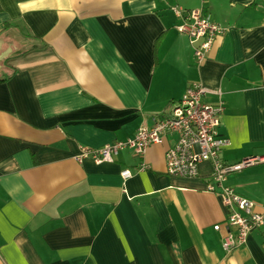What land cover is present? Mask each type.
Returning a JSON list of instances; mask_svg holds the SVG:
<instances>
[{"label":"crops","instance_id":"1","mask_svg":"<svg viewBox=\"0 0 264 264\" xmlns=\"http://www.w3.org/2000/svg\"><path fill=\"white\" fill-rule=\"evenodd\" d=\"M0 6V264H264V225L224 251L227 210L206 191L210 163L198 178L168 175L177 134L144 156L76 159L153 127L194 84L206 103L224 102L219 131L231 143L221 159L264 158V0ZM174 8L226 28L203 62ZM226 185L261 209L264 163Z\"/></svg>","mask_w":264,"mask_h":264},{"label":"built area","instance_id":"2","mask_svg":"<svg viewBox=\"0 0 264 264\" xmlns=\"http://www.w3.org/2000/svg\"><path fill=\"white\" fill-rule=\"evenodd\" d=\"M174 12L181 19L178 31L188 36L196 60L203 62L216 38L226 28L214 22L203 10L174 8ZM207 92L200 84L192 85L165 117L156 119L153 127H141L133 138L127 140H118L97 149L83 148L76 159L81 163L87 158L97 163L113 162L125 150L136 156H144L147 149L161 143L165 135L177 134V142L166 152L167 173L172 177L194 179L200 177L201 164L212 165L211 182L206 191L219 195L227 210L228 231L223 248L230 255L235 249L246 245L249 236L264 225V205L259 209L256 202L226 185V179L232 173L264 163V158H247L235 164H228L221 159V152L231 143L219 131L225 105L222 101L218 105L206 103L204 97ZM214 93L222 95L220 90ZM122 176L129 179L132 173L125 170Z\"/></svg>","mask_w":264,"mask_h":264},{"label":"trees","instance_id":"3","mask_svg":"<svg viewBox=\"0 0 264 264\" xmlns=\"http://www.w3.org/2000/svg\"><path fill=\"white\" fill-rule=\"evenodd\" d=\"M15 1L18 3H21V2H26V1H30V0H15ZM0 11H1V6H0Z\"/></svg>","mask_w":264,"mask_h":264}]
</instances>
